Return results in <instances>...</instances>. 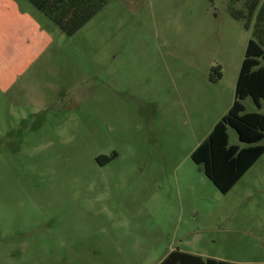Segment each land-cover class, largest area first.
Listing matches in <instances>:
<instances>
[{
  "label": "rangeland",
  "instance_id": "obj_1",
  "mask_svg": "<svg viewBox=\"0 0 264 264\" xmlns=\"http://www.w3.org/2000/svg\"><path fill=\"white\" fill-rule=\"evenodd\" d=\"M244 1L108 0L66 35L0 0V264L264 262V153L226 193L191 158L234 101Z\"/></svg>",
  "mask_w": 264,
  "mask_h": 264
},
{
  "label": "trees",
  "instance_id": "obj_2",
  "mask_svg": "<svg viewBox=\"0 0 264 264\" xmlns=\"http://www.w3.org/2000/svg\"><path fill=\"white\" fill-rule=\"evenodd\" d=\"M66 35H72L94 16L108 0H29ZM245 0L241 9L230 6L235 19L246 28L253 21L254 37L247 42L235 86V98L227 113L214 125L209 135L191 153L193 161L222 193L228 192L249 167L264 153V113L246 111L243 100L250 97L259 107L264 99V0ZM254 17V18H253ZM210 77L219 79L221 73ZM232 128L243 146L229 143ZM115 155V154H113ZM158 264H264L234 263L179 249L171 250Z\"/></svg>",
  "mask_w": 264,
  "mask_h": 264
},
{
  "label": "crops",
  "instance_id": "obj_3",
  "mask_svg": "<svg viewBox=\"0 0 264 264\" xmlns=\"http://www.w3.org/2000/svg\"><path fill=\"white\" fill-rule=\"evenodd\" d=\"M194 254V253H193ZM198 255V254H197ZM216 259V258H215ZM218 260H223V259H218ZM227 261V260H226ZM230 262H232V261H230ZM234 263H236V262H234ZM260 263V262H259ZM264 263V262H263Z\"/></svg>",
  "mask_w": 264,
  "mask_h": 264
}]
</instances>
